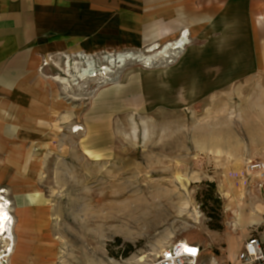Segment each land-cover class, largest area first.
<instances>
[{"label": "rangeland", "instance_id": "rangeland-1", "mask_svg": "<svg viewBox=\"0 0 264 264\" xmlns=\"http://www.w3.org/2000/svg\"><path fill=\"white\" fill-rule=\"evenodd\" d=\"M167 10L174 20L175 7ZM253 10L233 7L230 16L219 3L210 7L208 22L166 60L161 51L181 34L156 20L157 8L136 37L121 32L116 47L42 58L38 93L27 102L39 108L21 126L10 121L0 177L40 178L34 185L55 209L68 264H151L181 240L201 247L200 264L235 261L245 210L264 199V177L240 189L247 162L264 160V38L256 29L264 12ZM80 54L96 80L78 79ZM123 54L150 61L123 64ZM148 217L135 231L111 224Z\"/></svg>", "mask_w": 264, "mask_h": 264}, {"label": "crops", "instance_id": "crops-1", "mask_svg": "<svg viewBox=\"0 0 264 264\" xmlns=\"http://www.w3.org/2000/svg\"><path fill=\"white\" fill-rule=\"evenodd\" d=\"M217 3L230 16L233 7L254 8L257 18L264 12V0H0V150L7 137L15 134L10 121L21 126L23 114L39 108L27 102L38 93L42 58L62 51L91 54L116 47L121 32L136 37L140 24L150 15L146 11L156 8L160 11L156 20L166 25L172 21L171 32L182 34L185 30L191 36L201 23L208 22V9ZM169 7H175L174 20L166 16ZM142 9L147 14H142ZM148 18L152 20V16ZM257 25V34L264 38V18L257 20ZM160 34L167 35V27ZM261 53L264 55V51ZM263 61L258 57L260 70H264ZM39 179L28 174L0 177V188L8 195L6 200H11L14 220L9 264L69 263L57 235L55 209L34 185ZM260 198L245 210L233 252L235 259L251 235L264 239V199Z\"/></svg>", "mask_w": 264, "mask_h": 264}, {"label": "built area", "instance_id": "built-area-1", "mask_svg": "<svg viewBox=\"0 0 264 264\" xmlns=\"http://www.w3.org/2000/svg\"><path fill=\"white\" fill-rule=\"evenodd\" d=\"M245 178L240 189L246 190L248 180L252 175L264 177V160H250L246 164ZM261 182L260 186L263 187ZM5 189L0 188V200L7 210L8 217L5 218L6 229L0 228V264H9V257L13 252V237L11 235L14 226V220L11 213L12 203ZM194 250V251H193ZM201 247L189 244V247L183 246L180 242L166 246L151 264H200ZM211 264H219L213 262ZM228 264H264V239L256 235H251L243 244L242 249L238 252L236 259Z\"/></svg>", "mask_w": 264, "mask_h": 264}, {"label": "bare ground", "instance_id": "bare-ground-1", "mask_svg": "<svg viewBox=\"0 0 264 264\" xmlns=\"http://www.w3.org/2000/svg\"><path fill=\"white\" fill-rule=\"evenodd\" d=\"M188 37H189V32L184 30V32L181 34V37L179 38V40L177 39L176 41H174L172 43H168V45H165L164 49L161 51L162 52L161 54H163V55L160 54V57H162L165 60L169 59V58L176 57L178 54L177 50L183 48V46L188 42ZM153 49H155V48H152V50ZM88 57L89 56L85 55V54L78 55V58L80 59V61L83 62V66H85V67L79 68L76 66V68H75L78 79H81L85 83L90 82L89 78L92 80H96L99 76L98 74L93 75V73H95V71H93V63H91L90 58H88ZM118 57H119L120 62L123 64L127 60H138V61H144V62L150 61V58L145 59V58L137 57L136 55L134 56V55H130V54H123V55H119ZM67 64H68V62H67ZM146 66H148V65H146ZM105 70H107V69L105 68ZM93 78H95V79H93ZM56 79H58L60 82H62L64 84L65 90L69 89V87H72L71 83L69 82L70 80L68 78H62L61 79V77H57ZM79 130H81V129L80 128L76 129V131H79ZM151 206L146 205L143 208H140V210L138 212L145 211V210H147V208H149ZM6 217H8L7 210H5L4 205H2V201L0 200V228L2 231H4L6 229V226H5V218ZM151 220L152 219H150L149 217L148 218H140V219L139 218L138 219L119 218L116 221L115 220L112 221L111 224H114V225L115 224H121L124 227L134 229V231H135V228L140 227L144 224L150 223ZM178 242H180L183 246H185V248L189 247V244L185 240H181Z\"/></svg>", "mask_w": 264, "mask_h": 264}, {"label": "trees", "instance_id": "trees-1", "mask_svg": "<svg viewBox=\"0 0 264 264\" xmlns=\"http://www.w3.org/2000/svg\"><path fill=\"white\" fill-rule=\"evenodd\" d=\"M206 184L209 185V187H211L212 189H214L215 186H216L214 183H206ZM207 200H208V199H205V202H207ZM209 217L212 218V217H214V216H213V215H210Z\"/></svg>", "mask_w": 264, "mask_h": 264}, {"label": "snow or ice", "instance_id": "snow-or-ice-1", "mask_svg": "<svg viewBox=\"0 0 264 264\" xmlns=\"http://www.w3.org/2000/svg\"><path fill=\"white\" fill-rule=\"evenodd\" d=\"M194 251V250H193Z\"/></svg>", "mask_w": 264, "mask_h": 264}]
</instances>
